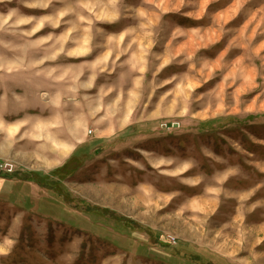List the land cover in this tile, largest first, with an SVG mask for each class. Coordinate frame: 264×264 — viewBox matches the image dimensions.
<instances>
[{
  "label": "rangeland",
  "instance_id": "rangeland-1",
  "mask_svg": "<svg viewBox=\"0 0 264 264\" xmlns=\"http://www.w3.org/2000/svg\"><path fill=\"white\" fill-rule=\"evenodd\" d=\"M0 184V264H264V0H0Z\"/></svg>",
  "mask_w": 264,
  "mask_h": 264
},
{
  "label": "crops",
  "instance_id": "crops-1",
  "mask_svg": "<svg viewBox=\"0 0 264 264\" xmlns=\"http://www.w3.org/2000/svg\"><path fill=\"white\" fill-rule=\"evenodd\" d=\"M15 127L17 128L18 127V125H15ZM38 128H40L39 126H37ZM16 130V129H15ZM15 132V131H14ZM42 133H40V135L39 136H41V138L43 137V135H41ZM36 137V139H40V138H37V136H35ZM56 142V141H55ZM57 143H59V144H62L63 146H57V145H53V149H52V152H55V153H61V154H65V152H66V148H67V146H68V144L66 143V142H57ZM55 144V143H54ZM57 147V148H56ZM57 149V150H56ZM4 177V176H3ZM5 178H8V177H5ZM3 179V178H2ZM9 180V179H8ZM21 180V179H20ZM19 180V182H21V181H23V180H21L20 181ZM17 181V180H16ZM16 183V182H15ZM30 185L33 187V194L35 195L37 192H39V190H41V188L39 187L38 188V185H37V183L36 182H34V181H31L30 182ZM233 188H228V192H236L237 194H244V193H247V191H252L253 189H257V187H255V188H253V185L252 184H250V183H246V182H239V180L238 181H233ZM40 186V185H39ZM239 186H240V188L241 189H239ZM1 187H2V184H0V189H1ZM35 188L37 189V192H36V190H35ZM0 191H4V190H0ZM258 199V198H257ZM257 201H259V200H257ZM259 202H257V204H258ZM256 204V205H257ZM251 218H252V220H254L255 222H258L259 221V219H258V217L256 216V215H251ZM261 222H264V221H261V218H260V221L258 222V224H260Z\"/></svg>",
  "mask_w": 264,
  "mask_h": 264
},
{
  "label": "trees",
  "instance_id": "trees-1",
  "mask_svg": "<svg viewBox=\"0 0 264 264\" xmlns=\"http://www.w3.org/2000/svg\"><path fill=\"white\" fill-rule=\"evenodd\" d=\"M252 117H253V116H252ZM2 176H4V177H8L7 175H2ZM21 179H23V180H31V181H34V182H36L38 185L48 188V185H46L43 181H41V180L37 177V175H35V174H33V175L29 176V177H21ZM85 209H86V208H85ZM86 210H87V212L91 211V210H89L88 207H87ZM97 211L100 212V213L105 212L104 210H101V209H97ZM91 212H92V211H91ZM94 212H96V211L94 210ZM107 217H110V215H108ZM202 264H212V263L205 262V263H202Z\"/></svg>",
  "mask_w": 264,
  "mask_h": 264
},
{
  "label": "built area",
  "instance_id": "built-area-1",
  "mask_svg": "<svg viewBox=\"0 0 264 264\" xmlns=\"http://www.w3.org/2000/svg\"><path fill=\"white\" fill-rule=\"evenodd\" d=\"M4 171H5V169H4Z\"/></svg>",
  "mask_w": 264,
  "mask_h": 264
}]
</instances>
